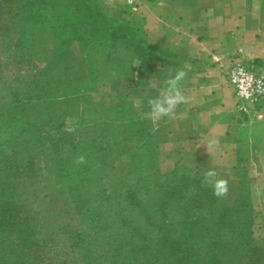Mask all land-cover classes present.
<instances>
[{"label": "trees", "instance_id": "obj_1", "mask_svg": "<svg viewBox=\"0 0 264 264\" xmlns=\"http://www.w3.org/2000/svg\"><path fill=\"white\" fill-rule=\"evenodd\" d=\"M6 1L18 3V12L9 7L4 26H0V83L5 84L13 104L9 110L0 109V264H264V246L256 243L252 228L250 192L238 197L230 208L185 165L176 162L167 173L159 169L151 173L146 163L150 155L157 163L159 143L152 147L155 130L143 117L147 124L142 133L144 152L130 158L137 169L136 178L127 184L96 183V175L108 173L106 161L123 153L119 145L122 136L117 128L104 130L78 145L65 130L57 131L59 126L52 118L43 119L49 113L42 109L55 97L67 100L68 93L56 95V90L49 89L46 80L36 75L39 73L27 78L23 66L29 57L22 48L31 33L17 24L20 18L35 16L37 21L36 13L42 14L49 4L63 8L64 12L58 11L60 25L77 31L79 15L84 11L64 0ZM17 26L22 36L14 40ZM108 28L110 37L121 34L118 27ZM66 40L61 38L55 44L53 61L66 52ZM142 40L149 55H139L137 62L153 76L156 48L147 44L144 36ZM24 101L32 102L37 113L34 117L38 118L22 116ZM23 122L34 131L28 139L18 136ZM6 123L13 128L4 134L1 129ZM47 126L52 127L53 134ZM93 148L95 154H91ZM79 153L87 162L77 166L73 160ZM90 156L105 165L106 169L100 170L103 174L88 165ZM41 157L46 167H36ZM138 160L141 163L136 164ZM50 176L55 188L68 198L73 214V222L62 227V247L68 250L64 258L61 248L50 244L54 241L52 233L40 230L43 221L38 207L54 188Z\"/></svg>", "mask_w": 264, "mask_h": 264}, {"label": "rangeland", "instance_id": "obj_2", "mask_svg": "<svg viewBox=\"0 0 264 264\" xmlns=\"http://www.w3.org/2000/svg\"><path fill=\"white\" fill-rule=\"evenodd\" d=\"M157 1L176 12L190 11L193 16L201 15L203 12H212L218 3L223 1L230 5L236 2V0ZM143 2L144 0L140 5ZM64 3L77 4L84 11L79 15L81 22L78 23L77 31L64 28L62 23L60 25L58 11L63 8H57L58 6L54 5L48 4V9H44L42 14L37 12V21L34 20L35 16L30 19H17V24L23 26L24 29L26 26L27 33H31L27 37L29 41L22 48V51L29 57V63L23 66V71L28 74L27 78L31 74L39 73L36 75L43 77L46 80V86L56 90V95L68 93L67 100L60 96L55 97L50 104L48 103L42 112L49 114L42 117L43 119L52 118L59 126L57 131L62 133V130H65L75 144L84 143L89 136H99L104 130L106 132L115 131L117 128L118 135L122 136L119 145L123 153L106 161L108 173L104 176L96 175V183L127 184L137 176L135 173L137 169L135 164H131L130 158L134 153L141 155L144 152L146 144L142 133L143 127L147 124L142 122L141 118L149 111L148 100L154 97L152 86L147 83L139 86L136 78L138 76L136 71L138 56L147 57L149 55L142 40V23L128 18V6L123 0H87L85 3L64 0ZM17 4L0 0L1 27L4 26L5 18L9 15V7L12 11L18 12L17 8L15 9ZM108 25L118 27L117 30L121 34L110 37ZM14 31L12 36L14 40H17L22 36L20 26L15 27ZM60 37L67 39L66 52L61 59L53 61V55L56 52L55 44L60 41ZM13 49L11 53L14 52ZM0 87L3 89L0 91V109L2 107L3 110H9L13 105L10 103V95L5 90V84L0 83ZM31 101H24L22 116L27 117L28 115L31 116V120H35L38 117H34L37 113L35 107L31 106ZM241 111L246 113L243 109ZM17 114L20 115V113ZM147 122L148 126L152 125L155 130L151 145L155 147L159 143V158L156 163L150 155L146 169L151 173L154 169L167 173L173 166V156L166 146L160 148L166 140V132L162 122H153L148 119ZM9 128H13L12 124L6 123L1 132L6 134ZM45 128H50L48 131L53 134L51 126ZM20 130L18 136H21V139H28L34 132L30 127L25 126L24 122ZM41 131V133L44 132V130ZM95 151L96 149L93 148L91 154H95ZM138 162L141 163L138 160L136 164ZM178 162L180 163L179 160ZM46 165L48 164L44 162L43 157L36 162V167L39 168L46 167ZM88 165L98 170L99 174H103L100 170L104 169L105 165L95 157L90 156ZM219 174L221 178L229 181L230 189L228 196L221 198V204L233 208L238 197H244L250 192L254 214L252 225L254 238L258 245L264 246V169L260 174H256L259 179L257 186L250 184L244 169L237 173ZM38 178L42 179L43 176ZM49 178V183L53 184L52 176ZM53 185L54 188L49 190L48 197L39 203L38 208L41 211L39 217L43 221L40 230L43 233H52L54 241L50 244L54 245L55 249L61 248L60 256L64 258L68 250L62 247L64 243L62 227L73 222V214L69 208L68 198L55 188V184Z\"/></svg>", "mask_w": 264, "mask_h": 264}, {"label": "crops", "instance_id": "obj_3", "mask_svg": "<svg viewBox=\"0 0 264 264\" xmlns=\"http://www.w3.org/2000/svg\"><path fill=\"white\" fill-rule=\"evenodd\" d=\"M127 10L128 18L142 23L145 42L156 48L153 76L136 67L139 86H152L155 97L164 79L181 69L187 72L180 85L187 103L160 120L166 132L160 148L171 151L173 165L179 160L203 179L209 169H244L257 186L256 174L264 169V107L247 106L243 113L220 70L238 49L244 58L264 64V0L223 1L195 16L157 0Z\"/></svg>", "mask_w": 264, "mask_h": 264}, {"label": "built area", "instance_id": "obj_4", "mask_svg": "<svg viewBox=\"0 0 264 264\" xmlns=\"http://www.w3.org/2000/svg\"><path fill=\"white\" fill-rule=\"evenodd\" d=\"M128 7H137L143 0H123ZM221 77L232 88L241 109L261 110L264 107V64L243 57L238 49L227 65L221 66Z\"/></svg>", "mask_w": 264, "mask_h": 264}, {"label": "clouds", "instance_id": "obj_5", "mask_svg": "<svg viewBox=\"0 0 264 264\" xmlns=\"http://www.w3.org/2000/svg\"><path fill=\"white\" fill-rule=\"evenodd\" d=\"M187 76L183 69L168 76L163 81V86L158 95L148 100L149 111L144 114L145 119L158 122L165 117L174 115L179 105L187 103V98L181 89V82ZM212 145L210 144L209 147ZM86 157L81 154L74 158V165L85 164ZM204 182L212 188V194L216 198H226L229 194V181L221 178L215 169H209L204 174Z\"/></svg>", "mask_w": 264, "mask_h": 264}]
</instances>
